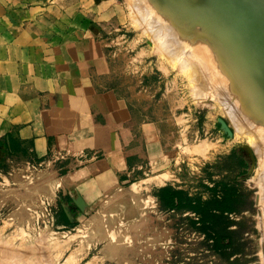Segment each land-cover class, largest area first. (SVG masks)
I'll use <instances>...</instances> for the list:
<instances>
[{"label": "rangeland", "instance_id": "rangeland-1", "mask_svg": "<svg viewBox=\"0 0 264 264\" xmlns=\"http://www.w3.org/2000/svg\"><path fill=\"white\" fill-rule=\"evenodd\" d=\"M113 1L123 12L107 35L114 87L151 120L174 123L185 143L174 150L165 184L132 185L133 212L105 202L100 216L84 219L61 216L40 163L1 169L0 264H264V109L247 106L243 81L199 24L197 7L186 11L198 24L166 1ZM159 185L220 217L206 225L191 211L163 208ZM230 197L225 211L216 209Z\"/></svg>", "mask_w": 264, "mask_h": 264}, {"label": "crops", "instance_id": "crops-1", "mask_svg": "<svg viewBox=\"0 0 264 264\" xmlns=\"http://www.w3.org/2000/svg\"><path fill=\"white\" fill-rule=\"evenodd\" d=\"M122 13L113 0H0V171L40 163L67 219L105 202L133 212L132 185L165 178L185 143L114 87L107 35Z\"/></svg>", "mask_w": 264, "mask_h": 264}, {"label": "water", "instance_id": "water-1", "mask_svg": "<svg viewBox=\"0 0 264 264\" xmlns=\"http://www.w3.org/2000/svg\"><path fill=\"white\" fill-rule=\"evenodd\" d=\"M161 1L169 3L176 11L184 12L186 14L184 18L191 22L194 19L186 12V8L197 7L200 9L199 15L197 16L214 27V32L209 31L221 42L222 47L228 52L236 72L241 76V80L243 79V87L246 90L251 89V96L264 109L263 93L257 84L256 77L254 78V71L264 72V50L260 45L255 44L248 38L242 29L239 28V23L231 13L230 5L223 0H188V2L186 0ZM187 4H190V6ZM193 23L198 24L199 22ZM252 72L254 75H252ZM262 113L264 112L262 111ZM220 122L231 132L224 120L221 119ZM76 204L81 207L78 203Z\"/></svg>", "mask_w": 264, "mask_h": 264}, {"label": "bare ground", "instance_id": "bare-ground-1", "mask_svg": "<svg viewBox=\"0 0 264 264\" xmlns=\"http://www.w3.org/2000/svg\"><path fill=\"white\" fill-rule=\"evenodd\" d=\"M226 1L231 8V13L234 15V17L236 18L237 22L239 23V28L242 29V31L244 32V34L250 38L255 44L260 45L263 50H264V0H223ZM245 3V4H243ZM188 5V4H187ZM194 8V9H193ZM193 10H196V7H193ZM189 9V7L187 8V10ZM190 7V10L193 12V10ZM198 10H200L199 8H197ZM174 10V9H173ZM188 10V12L190 11ZM197 11V10H196ZM187 12V11H186ZM187 12V13H188ZM199 11H197V14ZM189 14V13H188ZM190 15V14H189ZM146 16V14H145ZM191 16V15H190ZM196 15H194L192 18H195ZM197 17V16H196ZM198 20V18H195ZM184 20V19H183ZM197 20H194V22H196ZM201 20V21H200ZM193 21V20H192ZM199 22L200 23H204L209 30L214 32V27L208 23L205 22L204 20L200 19L199 17ZM197 24V23H196ZM203 28V26H202ZM206 29V28H205ZM208 29H206L208 31ZM209 32V31H208ZM206 34V33H205ZM211 33L210 35L208 34V36L211 37ZM215 37V36H214ZM213 37V38H214ZM216 38V37H215ZM214 38V39H215ZM217 39V38H216ZM216 43V42H215ZM214 43V44H215ZM213 44V43H212ZM219 48V45H217ZM217 48V49H218ZM221 48V47H220ZM227 65V64H226ZM230 66V64H229ZM228 68V67H227ZM230 69V68H229ZM228 71V70H227ZM230 71V70H229ZM255 74V75H254ZM254 74L252 72V75H254V78L256 77L257 79V84L259 85V87L261 88L260 90H262L263 93V97H264V72L262 71H254ZM239 79L241 80V76L239 75ZM243 80V79H242ZM241 84L242 86V82H239V85ZM243 88V87H242ZM238 89L239 92L241 94H243V96H247L246 100V104L249 107L250 110H252V108L257 107V101L251 96V89L248 91H245V87L243 89ZM250 94V95H249ZM248 101V103H247ZM236 104V103H235ZM234 104V105H235ZM233 105V104H232ZM236 107V106H235ZM259 107H261L259 105ZM247 109V108H246ZM263 109V108H262ZM254 110V109H253ZM231 113V112H230ZM234 115V114H233ZM237 118V116H236ZM239 118V117H238ZM237 118V120H238ZM241 118V117H240ZM236 120V121H237ZM240 120V119H239ZM242 120V119H241ZM235 121V122H236ZM243 121L244 117H243ZM239 122V121H238ZM241 123V122H240ZM243 123V122H242ZM241 123V124H242ZM247 123V121H246ZM239 124V123H238ZM240 124V125H241ZM238 126V125H237ZM242 126V125H241ZM247 127V126H246ZM249 128V127H248ZM246 129V128H244ZM253 134V132H252ZM251 135V134H250ZM261 136V135H259ZM252 137V135H251ZM254 137V136H253ZM256 137V136H255ZM262 137V136H261ZM261 140V139H260ZM252 141V140H251ZM255 141V140H254ZM262 141H263V137H262ZM256 143V142H255ZM258 144V143H257ZM255 144V145H257ZM254 145V146H255ZM259 146V145H258ZM257 147V146H256ZM258 152V151H257ZM168 181V177H165L162 179V183L165 184V182ZM163 184V186H164ZM160 186V185H159Z\"/></svg>", "mask_w": 264, "mask_h": 264}, {"label": "trees", "instance_id": "trees-1", "mask_svg": "<svg viewBox=\"0 0 264 264\" xmlns=\"http://www.w3.org/2000/svg\"><path fill=\"white\" fill-rule=\"evenodd\" d=\"M156 196L158 197L163 208L170 211H191L199 216H201V220L204 224H210L211 222L216 221L220 216L217 213H213L211 210H208L205 206L200 203H196L194 201H190L185 196V192L178 190L174 187L167 186L160 188ZM233 199L230 197L225 201L224 206H218L216 209L225 211L227 204H231ZM211 226H207L206 229L213 233V238L216 240L217 249L224 247V244L221 243L223 241L217 233L211 230Z\"/></svg>", "mask_w": 264, "mask_h": 264}]
</instances>
